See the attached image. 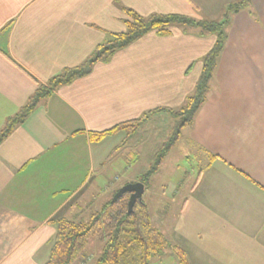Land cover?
<instances>
[{
    "label": "crops",
    "instance_id": "1",
    "mask_svg": "<svg viewBox=\"0 0 264 264\" xmlns=\"http://www.w3.org/2000/svg\"><path fill=\"white\" fill-rule=\"evenodd\" d=\"M238 1L0 0V130L39 84L124 32V8L145 17L220 21ZM226 34L206 99L189 125L204 165L187 189L170 183L160 195L158 229L188 264H264V0L231 14ZM214 42L196 28L151 31L38 103L0 143V264H44L54 219L82 220L100 209L115 191L120 164L134 167L149 143L146 125L166 112L128 138L118 132L95 142L89 133L153 109H179ZM153 145L151 151L162 143ZM144 192L154 194L150 186Z\"/></svg>",
    "mask_w": 264,
    "mask_h": 264
},
{
    "label": "trees",
    "instance_id": "2",
    "mask_svg": "<svg viewBox=\"0 0 264 264\" xmlns=\"http://www.w3.org/2000/svg\"><path fill=\"white\" fill-rule=\"evenodd\" d=\"M248 1L239 0L231 4L220 21L194 20L180 14H152L145 17L124 8L123 11L127 15V19L124 20L125 31L109 35V38L99 44L82 64L65 68L51 77L46 84H39L27 103L13 116L7 118L0 130V143L16 126L27 119L40 101L49 98L57 88L69 85L75 79L88 74L95 62L109 61L116 51L128 47L151 31L167 35L170 27H179L184 31L196 28L200 35L215 36L213 46L201 59L202 69L193 92L177 110L153 109L108 130L89 133V136L91 140L98 142L106 136L123 132L128 138L135 134L148 118L159 112H166L172 118L181 119L179 127L191 125L196 112L206 99L209 82L226 42V28L230 22V15L238 12ZM179 135L180 130L177 128L174 136L164 142L154 153V163L149 170L138 177L137 182L143 183L145 187L148 186L150 179L158 172L162 160ZM116 192L117 190L113 195ZM129 196V193H125L116 201L112 199L106 201L86 220H74L62 216L54 219L56 233L49 244L48 259L44 264H74L80 259L90 238L103 243L101 254L94 264H151L154 257L163 254L168 248H171L180 264H188L184 251L178 246L170 247L162 232L152 225L148 208L143 200L136 201L131 212H127Z\"/></svg>",
    "mask_w": 264,
    "mask_h": 264
},
{
    "label": "rangeland",
    "instance_id": "3",
    "mask_svg": "<svg viewBox=\"0 0 264 264\" xmlns=\"http://www.w3.org/2000/svg\"><path fill=\"white\" fill-rule=\"evenodd\" d=\"M148 120L145 121V125ZM180 124L181 119L172 118L169 113H165L161 120L155 123L150 122V124H147L145 128L149 130L150 136L148 137L146 134L144 138H146L149 143L146 142L147 145L145 146L144 151H141V156L134 167L125 168L122 163L120 164L121 166L118 171L119 180L117 181L116 188L112 189L118 191L117 187L120 186L119 188H121L124 186L128 178H134L137 175L139 177L141 174L149 170L151 165L154 163L153 155L158 149L156 147L154 151H151V147H155L153 143L163 144L164 142H167L174 136L177 128H179L180 135L177 141L166 155L162 166L159 167L160 170L151 178L152 181L148 184L154 192L153 196H149L148 192H144L142 195L143 202L148 204V211L151 217L152 225L156 228H160L161 222L163 221V217L159 213V207L162 200L160 195L164 187H166L167 184L170 185L171 183L173 186H176V184H182V189H187L188 185L190 186L193 181V177L196 175V167H202L204 165V157L190 141L189 125L179 127ZM159 132L161 133L160 135ZM128 153L129 148L126 147L121 152V155H123V158H127ZM122 157L119 162H121ZM112 197L113 195H108L107 201L112 199ZM177 197H179V195ZM174 205V209L171 212V219L175 218L177 212V206L176 204ZM89 215L90 213L82 220L88 219ZM162 231L164 232V230ZM102 247L103 243L95 238H90L85 246V249L81 253L80 259L74 264H94L101 254ZM165 251V253L154 257L151 264H180L174 253L169 250Z\"/></svg>",
    "mask_w": 264,
    "mask_h": 264
},
{
    "label": "water",
    "instance_id": "4",
    "mask_svg": "<svg viewBox=\"0 0 264 264\" xmlns=\"http://www.w3.org/2000/svg\"><path fill=\"white\" fill-rule=\"evenodd\" d=\"M145 191V185L141 182L128 183L118 189L113 195L112 201H116L120 196L129 193V201L127 205V212H131L133 205L136 201L142 200V195Z\"/></svg>",
    "mask_w": 264,
    "mask_h": 264
}]
</instances>
